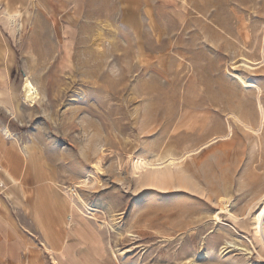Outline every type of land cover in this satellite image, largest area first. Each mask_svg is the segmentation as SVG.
I'll return each instance as SVG.
<instances>
[{
	"label": "rangeland",
	"instance_id": "obj_1",
	"mask_svg": "<svg viewBox=\"0 0 264 264\" xmlns=\"http://www.w3.org/2000/svg\"><path fill=\"white\" fill-rule=\"evenodd\" d=\"M1 2L21 74L9 127L29 158L12 143L0 168L20 184L5 177L0 198L26 234L22 264H55L42 244L66 234L87 264H264V0ZM140 158L163 168L135 175Z\"/></svg>",
	"mask_w": 264,
	"mask_h": 264
},
{
	"label": "crops",
	"instance_id": "obj_2",
	"mask_svg": "<svg viewBox=\"0 0 264 264\" xmlns=\"http://www.w3.org/2000/svg\"><path fill=\"white\" fill-rule=\"evenodd\" d=\"M11 1L9 0V7H12ZM6 9V2L0 0V129L3 125L11 126L13 124V115L10 114L12 110H17L18 114L15 95H19L21 78L17 66L15 43L12 39L14 34L6 27L1 18ZM12 143V140L4 138L0 131V165L12 155ZM5 177L10 182L15 179L10 172L4 173L0 168V187L2 186L1 180L6 179ZM18 183L20 184V181ZM5 190H8V187ZM43 199L41 196L36 198L35 213L38 220L51 215L50 205L47 200ZM13 205L11 199L0 198V264H22V255L27 250V237L20 227V220L15 215Z\"/></svg>",
	"mask_w": 264,
	"mask_h": 264
},
{
	"label": "bare ground",
	"instance_id": "obj_3",
	"mask_svg": "<svg viewBox=\"0 0 264 264\" xmlns=\"http://www.w3.org/2000/svg\"><path fill=\"white\" fill-rule=\"evenodd\" d=\"M96 13V12H95ZM5 17L7 18V21L9 22V23H11V24H13V25H15V27H16V17L14 16V15H7L6 13H5ZM20 21V20H19ZM18 23V22H17ZM89 24V23H88ZM92 24V23H91ZM88 27H90V26H88ZM17 29H20V28H17ZM93 31V30H92ZM20 32V31H19ZM88 32V31H87ZM157 41L158 40H160V38H161V36H160V33L158 32L157 33ZM87 37H88V35H87ZM87 37H85V38H87ZM89 39V38H88ZM87 39V40H88ZM89 41V40H88ZM151 46V48H154L155 47V45H150ZM141 48H142V46H141ZM66 53H69L68 52V49H67V51H66ZM243 84H248V86H252V83L251 82H249V81H244L243 82ZM22 94H23V98H24V100H25V102L26 103H28L30 106H32V105H34L35 103H36V101L37 100H39L40 99V97H41V94H40V91H39V89H38V87H36V85L34 84V82L32 81V79L29 77V76H26V77H24V79H23V83H22ZM219 95H222L221 93H218ZM227 95L228 96H230V97H232V95H230L229 93H227ZM217 97V96H216ZM220 99H221V97H220ZM229 99V98H228ZM220 104V103H219ZM10 111V110H9ZM17 111V110H16ZM16 111H14V110H12V112L10 113V114H12L13 115V117L15 118V117H17V113H16ZM151 117V116H150ZM235 117L236 118H238L239 119V117L237 116V115H235ZM149 119V118H148ZM262 119H264V116L262 115ZM242 123H244L241 119H239ZM245 124V123H244ZM245 126L247 127V128H251V127H249L247 124H245ZM0 131H1V134L3 135V137L4 138H7V139H10V140H12V142L15 144V145H17L18 146V149H19V151L22 153V155L26 158V159H28L29 158V152H28V147H27V145L24 143L23 144V142L20 140V138L18 137V135H16L15 133H13V131L10 129V127L9 126H7V125H3L2 127H1V129H0ZM212 140V139H211ZM213 141V140H212ZM212 141H210V142H212ZM213 143V142H212ZM209 145V142L208 143H205V145ZM198 150V149H197ZM198 151H192V153L193 154H195V153H197ZM191 153V152H190ZM192 153H191V155H192ZM187 156V155H186ZM171 162V164H173V163H175L174 162V160H171L170 161ZM99 163H101V162H99ZM97 164V166H96V168H98V170H100L101 169V165L100 164ZM161 164H162V162H153V163H150V162H148V161H146V160H144V159H138V160H136V162H135V164H134V173H135V175H138L139 174V172H141V171H143V170H145V169H147V167L149 166V167H151V169L153 170V171H155V172H158L159 170H161L162 168H163V166H161ZM148 167V168H149ZM158 174V173H157ZM150 179H152V180H156V181H160V180H162L161 178H160V175L158 176V175H152L151 177H150ZM181 180L183 181V182H185V180L184 179H182L181 178ZM19 181H17L16 179H14L13 180V183H17V184H19L18 183ZM84 184H85V182H84ZM56 186H59L60 188H62V189H65L66 187L64 186V185H62V184H60V183H56L55 184ZM64 191H66L68 194H70V195H74V196H77V193H76V191H75V189H73L72 187L71 188H69L68 190H64ZM227 202H226V200H221V202H220V209H219V212H227V213H229L230 214V211H229V209L226 207V204ZM75 206V205H74ZM79 210V209H78ZM80 211V210H79ZM89 212V211H88ZM218 212V213H219ZM215 214V218L216 219H220V216H219V214ZM90 214V213H89ZM90 215H92V214H90ZM72 216H73V214H72ZM87 218H90V219H94V220H96V223H97V225L101 228V227H105L104 225H105V221H100V220H98L96 217H94L93 215H92V217H90V216H86ZM70 221V220H69ZM263 223H264V193H263V195H262V197H261V199H260V201H259V206H258V208H257V210L255 211V213L253 214V219H252V227H253V229H254V231H255V233L256 234H258V235H261V232H262V228H263ZM70 224V223H69ZM109 227V226H108ZM111 227V226H110ZM99 230H102V228L101 229H99ZM96 237H98V234L96 235ZM95 237V238H96ZM73 238L70 236V235H67L66 234V236H65V239H64V241H63V243L61 244V246H60V248H57V249H54V248H50L47 244H42L43 246H44V250L48 253V254H50L51 255V258L53 259V261H54V263L55 264H60L59 262H58V260H57V258L58 257H61L63 254H67V257H66V262H68V264H87L88 263V261H86L84 258L85 257H79L78 256V254L74 251V249H72L71 248V246L73 245V240H72ZM233 243H232V241H228V240H226V245L222 248V251H221V253L222 254H224L227 250H228V248H229V246H231ZM59 246V244H57L56 245V247H58ZM70 248V249H69ZM68 249H69V251H68ZM79 250H81V249H79ZM117 251H119V250H117ZM127 251L129 252V250L127 249ZM114 252V251H113ZM127 252L126 251H123V252H121V254L123 255V254H126Z\"/></svg>",
	"mask_w": 264,
	"mask_h": 264
}]
</instances>
